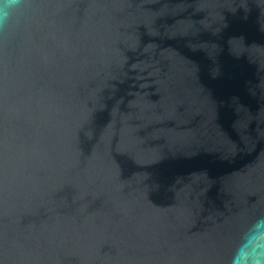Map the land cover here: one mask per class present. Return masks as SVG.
I'll list each match as a JSON object with an SVG mask.
<instances>
[{"label": "water", "instance_id": "obj_1", "mask_svg": "<svg viewBox=\"0 0 264 264\" xmlns=\"http://www.w3.org/2000/svg\"><path fill=\"white\" fill-rule=\"evenodd\" d=\"M264 216V0H23L0 28V264H230Z\"/></svg>", "mask_w": 264, "mask_h": 264}, {"label": "clouds", "instance_id": "obj_2", "mask_svg": "<svg viewBox=\"0 0 264 264\" xmlns=\"http://www.w3.org/2000/svg\"><path fill=\"white\" fill-rule=\"evenodd\" d=\"M23 0H0V28H4L12 13ZM230 264H264V216L256 219L242 234Z\"/></svg>", "mask_w": 264, "mask_h": 264}]
</instances>
